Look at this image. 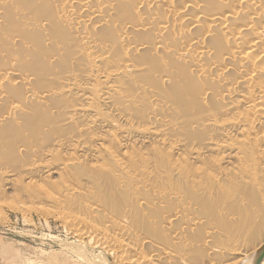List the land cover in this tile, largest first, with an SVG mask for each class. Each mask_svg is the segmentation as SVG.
<instances>
[{"label": "bare ground", "instance_id": "bare-ground-1", "mask_svg": "<svg viewBox=\"0 0 264 264\" xmlns=\"http://www.w3.org/2000/svg\"><path fill=\"white\" fill-rule=\"evenodd\" d=\"M1 180L120 264L258 251L264 0H0Z\"/></svg>", "mask_w": 264, "mask_h": 264}, {"label": "rangeland", "instance_id": "rangeland-1", "mask_svg": "<svg viewBox=\"0 0 264 264\" xmlns=\"http://www.w3.org/2000/svg\"><path fill=\"white\" fill-rule=\"evenodd\" d=\"M43 176L48 177L46 175H42L41 177H38L37 179L38 180L42 179L44 178ZM56 176L57 175L55 176L51 175V177L55 179V181L58 178V176L57 178H54ZM51 177L49 176L50 179H52ZM46 179L47 178H45L44 181H46ZM1 181L3 183L5 182L3 180ZM24 182L27 183L26 180ZM3 183L1 184L3 185ZM2 185L1 187L2 189H4V193L6 191L7 192H6V195L3 196L4 193L0 191L1 193H3V195L0 194L2 195L0 196L2 199V201H0V204L1 202H3L1 211H0V213H2V215L0 216V264H38V263L39 264H120L117 261L118 259L116 258L117 254L113 252V250H116V247L115 249H112L110 246L107 247V246H103V245H99L95 243L93 245V242H91V240L88 237H85V235H87L88 233L87 232L88 229L84 230L85 232H87L86 234L84 233L83 230L82 232L81 230L79 231L83 235L85 234L84 236L81 235L83 236L82 237L83 239L81 237L76 238V235H74L76 231H73L75 229H71V228L64 229L65 223H63L64 221L62 222L63 217L60 215H57V212L56 214L54 213L55 210L57 211L56 207L49 204L51 208L54 207L53 208L54 212L52 211V209L51 211H49L51 212V215H47L48 211L45 212L43 211V209L41 210V213L33 211L34 209H36L34 208V204H33V201L34 199L36 200V198L34 199L30 197L28 198L29 203H30V199H33V201L31 200V203L34 209L30 208L32 207L30 203L29 208L30 210L31 209L33 210H31L30 212L28 211L29 213H27L26 210H29L26 208V206L29 205L27 204L28 201L26 202V205L25 204L23 205V203H25V201L27 200L26 198L27 195L24 196V194H22L21 191L19 190L20 189L19 187L16 189L18 185L16 186L14 184L13 189L11 188L12 185L11 187L10 185H8L10 187L8 188L6 183H4V185L7 186V189L6 187L3 188ZM14 186H16L15 189L17 191L19 190L18 192L14 190ZM10 193H13L11 196V199L9 197L11 195ZM18 193H19V196H17ZM13 195L15 197H13ZM20 195H22L21 198L23 197L26 198V200L25 199L21 200L23 201L22 205L26 209L24 208L21 209L20 207H18L21 209V212L16 210L18 209L17 207H14V205H16L15 203L21 204V202H19ZM14 198H16L17 201H14L16 200ZM3 199H6L4 201L8 202L9 204L6 202H5L6 204H4ZM40 200L41 199L37 198V200L34 202L36 203L35 206L40 205L41 203L45 202L43 200L41 201ZM37 201H39L40 203L38 204ZM13 202L15 203L13 204ZM46 203L47 202L44 203L45 205L41 204L40 206L42 207V205H44L45 207H47ZM3 204L5 206H3ZM6 205H8V207ZM23 209L26 212L25 211L23 212L22 211ZM38 209L40 210L41 208H38ZM43 212L46 214H42ZM52 212L54 213V215L52 214ZM70 230H72L74 233ZM249 249H252V247L250 246ZM255 252L256 251L254 250L251 251V253L247 255L246 257H244L242 260H240L239 258L240 254L230 255L232 257L228 258V257H224L228 255H222L220 252L219 253L216 252L217 254L213 256L215 257L216 255H219V257L216 256L215 260L212 257L213 258L212 261L210 260L211 263L207 262V264H247V262L250 261V259L252 258ZM98 253H99V256H98ZM220 256H223V257H220ZM131 257L134 258L135 256L132 255ZM126 259H129V258L126 256ZM156 262L158 261H155V263ZM177 263L178 262H175L174 264H177ZM161 264H166V263H161ZM262 264H264V262H262Z\"/></svg>", "mask_w": 264, "mask_h": 264}, {"label": "water", "instance_id": "water-1", "mask_svg": "<svg viewBox=\"0 0 264 264\" xmlns=\"http://www.w3.org/2000/svg\"><path fill=\"white\" fill-rule=\"evenodd\" d=\"M264 260V246L256 251L250 259L252 264H261Z\"/></svg>", "mask_w": 264, "mask_h": 264}]
</instances>
